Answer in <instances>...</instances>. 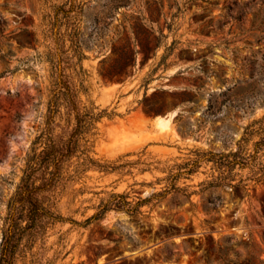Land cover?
Segmentation results:
<instances>
[{"label":"rangeland","instance_id":"1","mask_svg":"<svg viewBox=\"0 0 264 264\" xmlns=\"http://www.w3.org/2000/svg\"><path fill=\"white\" fill-rule=\"evenodd\" d=\"M57 43L78 105L103 116L83 139L93 161L65 162L43 191L52 215L13 264H264L251 132L264 125V0H0V258L49 126L67 137L76 123L56 99ZM230 152L243 163L225 177Z\"/></svg>","mask_w":264,"mask_h":264},{"label":"trees","instance_id":"2","mask_svg":"<svg viewBox=\"0 0 264 264\" xmlns=\"http://www.w3.org/2000/svg\"><path fill=\"white\" fill-rule=\"evenodd\" d=\"M141 49L147 57V44L142 42ZM66 53L67 49L64 45L57 43L54 52L56 60L51 59L56 75L55 89H58L56 99L62 96L71 106V110L75 112L76 123L67 137H57L53 133L54 127L49 126L45 145L39 152L37 161L28 168L16 193L14 203L6 216L0 264H13V258L23 233L30 228L39 229L45 218L52 215V211L44 204L43 191L56 185V176L64 167L65 162L76 154H82L85 159L93 161L89 154L90 147L83 139H86V133L103 116V113L83 110L78 105L76 101L78 92L68 80L66 73L68 63ZM54 106H57L55 107V111H57L58 106H60L59 102L55 103ZM165 109V106H144L145 112L151 115L162 113ZM251 132H258L260 135V139L255 143V149L258 152L264 146V125L254 128ZM238 152L225 153L217 160L219 167L223 169V173L226 172L225 170L228 171L225 177H228L237 164L243 163L242 156L241 158L230 159L232 155L237 156Z\"/></svg>","mask_w":264,"mask_h":264},{"label":"bare ground","instance_id":"3","mask_svg":"<svg viewBox=\"0 0 264 264\" xmlns=\"http://www.w3.org/2000/svg\"><path fill=\"white\" fill-rule=\"evenodd\" d=\"M157 124L162 128H166L169 124V118L159 115L157 116ZM173 264H176V263L174 262Z\"/></svg>","mask_w":264,"mask_h":264}]
</instances>
